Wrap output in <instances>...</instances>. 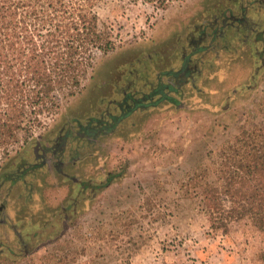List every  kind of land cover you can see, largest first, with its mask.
I'll return each instance as SVG.
<instances>
[{"label":"rangeland","instance_id":"374dc122","mask_svg":"<svg viewBox=\"0 0 264 264\" xmlns=\"http://www.w3.org/2000/svg\"><path fill=\"white\" fill-rule=\"evenodd\" d=\"M96 10L116 49L0 147V264H264L262 196L246 184L213 215L194 179L264 125V0ZM170 85L192 98L184 108Z\"/></svg>","mask_w":264,"mask_h":264},{"label":"trees","instance_id":"16d2710c","mask_svg":"<svg viewBox=\"0 0 264 264\" xmlns=\"http://www.w3.org/2000/svg\"><path fill=\"white\" fill-rule=\"evenodd\" d=\"M103 1L0 0V147L18 142L19 132L32 134L41 117L82 91L98 54L116 49L100 28L96 9ZM144 1L166 9L172 0ZM169 88L180 96L178 86ZM168 100L180 104L179 98ZM218 159L212 172L202 168L194 177L205 210L224 213L225 197L246 184L264 207V125L241 129Z\"/></svg>","mask_w":264,"mask_h":264},{"label":"crops","instance_id":"0c3cea01","mask_svg":"<svg viewBox=\"0 0 264 264\" xmlns=\"http://www.w3.org/2000/svg\"><path fill=\"white\" fill-rule=\"evenodd\" d=\"M198 69H199V68H198ZM196 72H197L196 75L199 76V75H200V71L198 70V71H196ZM202 77H203V74H202L198 79H200V78H202ZM198 79H197V80H198ZM197 80H196V81H197ZM192 82L195 83L194 81H192ZM193 83H191V86H192V88H193V90H192V91H193V95H192V96H195V94H198V92L201 90V88H200L199 86H197L196 83H195V84H193ZM238 88H239V87H238ZM178 90H179V89H178ZM230 93H231V92L229 91V92H228V94H229L228 97H229V98H230V96L232 95V93H231V95H230ZM179 94H180V96H179L180 98H179L178 101L180 102V104H179L178 106H176V107H177V108H184V105H186V104H185V101L188 100V99H192V98H190V97H186V98H185V96L183 95V92H182V93L179 92ZM226 97H227V96H226ZM228 97H227V98H228ZM227 98H226V100H227ZM229 98H228V99H229ZM195 99H197V97H196ZM159 105H160V104H159ZM159 105H158V106H159ZM188 106H189V107H192V105H188ZM155 107H157V106H155ZM195 107H198V105H195Z\"/></svg>","mask_w":264,"mask_h":264},{"label":"flooded vegetation","instance_id":"af4514ba","mask_svg":"<svg viewBox=\"0 0 264 264\" xmlns=\"http://www.w3.org/2000/svg\"><path fill=\"white\" fill-rule=\"evenodd\" d=\"M129 99L133 101V99H131V98H129Z\"/></svg>","mask_w":264,"mask_h":264}]
</instances>
